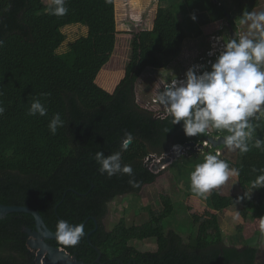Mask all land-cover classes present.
Wrapping results in <instances>:
<instances>
[{"label": "trees", "instance_id": "1", "mask_svg": "<svg viewBox=\"0 0 264 264\" xmlns=\"http://www.w3.org/2000/svg\"><path fill=\"white\" fill-rule=\"evenodd\" d=\"M186 2L194 14L204 13L206 21L227 18L232 28L240 29L230 8L219 0ZM46 5L43 0H0V103L5 107L0 115V203L38 210L54 232L58 220L75 225L90 218L76 246L48 240L87 264H126L132 259L137 264H255L258 249L224 245L220 224L222 214L239 211L243 237L259 232L264 187L253 189L252 182L259 174L253 169L264 168V150L255 147L243 155L237 150L235 163L223 158L239 170L240 193L225 195L222 184L210 192V203L187 194L186 209L198 226L190 243L175 231L165 233L166 220L175 213L168 193L159 195L160 207H145L146 220L137 215L129 225L122 218L111 230L104 224L113 199L139 195L157 182L161 174L147 162L152 154L160 156L170 146L226 134L209 129L188 137L183 122L172 124L171 117L157 116L136 102L135 86L145 70L164 69L181 52L187 36L177 15L159 7L149 29L130 31L129 61L114 69L121 33L116 0H67L68 12L59 17L49 15ZM71 24L87 26L88 34L71 43L67 52L57 53L66 39L62 29ZM34 98L41 99L46 116L28 115ZM55 113L61 114L64 126L53 135L48 123ZM251 122L257 126L255 137L264 140V117ZM126 131L133 140L121 151ZM97 151L105 155L121 151V163L132 167V176L101 174L94 159ZM130 179L139 187H132ZM93 217L98 228L88 237L96 228ZM27 228L36 230L32 214L15 212L0 219V264H36ZM152 238L155 252H142L133 244Z\"/></svg>", "mask_w": 264, "mask_h": 264}, {"label": "clouds", "instance_id": "2", "mask_svg": "<svg viewBox=\"0 0 264 264\" xmlns=\"http://www.w3.org/2000/svg\"><path fill=\"white\" fill-rule=\"evenodd\" d=\"M66 5L67 0H47L46 11L49 15L64 16L68 12ZM192 19H196L194 14ZM239 23L247 25L246 32L227 41L218 53L214 46L209 52L213 55L210 58L214 59L210 64L204 63L202 68L192 65L184 73V78H174L164 84L158 101L165 107L172 124L183 122L186 136H200L214 129L226 133L223 144L228 151L238 150L243 155L251 147L264 150V140L255 137L257 126L251 122L264 117V10L244 11ZM4 112L5 107L0 103V115ZM28 115H47L41 99L32 100ZM63 126L61 114H53L48 123L50 133L55 135ZM132 140V133L124 132L121 151L127 150ZM178 147L173 145L174 150ZM121 151L109 155L103 151L94 154L101 174L132 176V167L121 163ZM253 172L259 173L252 182L253 189L264 187V168H254ZM230 175H239V170L230 168L218 153L207 152L203 162L197 163L190 173L191 190L205 196L224 184ZM129 184L139 187L135 179H130ZM233 219H239V211ZM259 232L264 238V217L260 219ZM85 234L83 224L73 225L61 219L55 226V237L65 247L76 246Z\"/></svg>", "mask_w": 264, "mask_h": 264}, {"label": "rangeland", "instance_id": "3", "mask_svg": "<svg viewBox=\"0 0 264 264\" xmlns=\"http://www.w3.org/2000/svg\"><path fill=\"white\" fill-rule=\"evenodd\" d=\"M186 1L139 0L137 4H134L136 0H116L117 27L121 33L118 36V43L112 60V68L114 69H118L119 65H125L129 61L130 31L149 29L153 16L159 7L173 11L181 21L186 32L187 38L182 45L180 54L169 59L164 69H146L136 83V102L143 109L154 112L158 116L164 115L163 110H165V107L158 101V95L160 91H163V85L171 79L184 78L186 70L192 65H197L198 62L202 63V67L204 63L208 64V60L213 56L209 55V52L213 50L214 46L216 51H219L223 44H226L231 38L246 32L247 25L239 23L244 11L264 10V0H219L220 4L227 5L232 11L233 19L240 28L236 30L231 27L227 18L217 22L206 21V15L198 12L194 14L193 8ZM213 1L217 2L218 0ZM43 2L47 4V0H43ZM133 10L137 12V17H133ZM193 14L196 17L195 20L192 19ZM200 14H204L205 17H202ZM68 26L70 27L65 26L62 29L66 39L57 53L67 52L71 43L88 34V27L85 25L71 24ZM210 131L212 132L213 129H210ZM220 133L224 134L223 132ZM198 148L195 149L196 152L186 150L172 157L168 163L164 164L157 171L161 174L157 182L147 186L139 195L129 193L113 199L109 203V212L104 220L105 227L111 230L122 218H125L127 220L126 223L130 225L133 223V218L137 215L146 220L148 214L145 207L147 205L160 207L159 195L161 193H168L173 199L175 213L166 220L165 233L168 234L170 231H175L182 236L185 244L190 243L198 231V226L193 223L185 204L187 194L193 193L191 190L190 173L194 170L197 163L203 162L205 153H217L216 148L213 147H205L197 151ZM172 149L173 146H170L160 156L152 154L147 159L150 168L164 154L170 157ZM218 149L221 152L220 154H222L219 155L221 159L227 158L232 163L237 161V151H228L224 144L219 146ZM240 191L237 175H230L223 184V193L225 195H235L240 193ZM199 197L205 202L210 203V193ZM253 214L249 215L248 221H251ZM233 216V214L225 213L220 218L224 234V245L240 248L246 245L254 246L258 249L255 264H264V238L261 237L260 232L255 233L249 239L243 237L239 229V226H243L242 219L234 220ZM29 241L30 253L36 258L38 250L32 247L31 242H38L39 240L36 236L30 235ZM133 244L142 252H155L158 249L156 240L153 238L135 241Z\"/></svg>", "mask_w": 264, "mask_h": 264}, {"label": "water", "instance_id": "4", "mask_svg": "<svg viewBox=\"0 0 264 264\" xmlns=\"http://www.w3.org/2000/svg\"><path fill=\"white\" fill-rule=\"evenodd\" d=\"M205 141L210 143L211 147L218 148L219 146L223 145V135H220L218 137L208 135ZM195 144L196 143L194 141H190L186 143L185 145H178L179 146L178 149H175V150L172 149V152L170 153L171 155L170 157L165 154L161 156L160 159L157 160L152 165L151 170L153 172H157L160 168H162L164 164L168 163L172 157H174L177 154H181L185 152L186 150L196 151ZM198 144H199V149L197 151L204 149L206 147V144H204V142H201ZM15 212L29 213L35 217L36 230L33 231L28 228L25 229V231L28 232L29 236L34 235L39 240L38 242H31L32 247L38 250L36 258H35V263L37 264H41V263L43 264H87L84 261L79 260L75 255H70V253L64 248L56 247L49 243L48 240L56 239L55 232L52 231L47 226L43 216L38 210L30 206H26V205H6V204L0 203V219L10 213H15ZM93 219L96 223V228L88 234V237H90L91 234L94 231H96V229L98 228V220L95 217H93ZM89 220L90 218L86 219L82 224L85 225ZM29 243L30 241L28 238V246H29ZM96 249L98 250V248ZM100 258H101V254H99V257L97 258L98 263L101 262Z\"/></svg>", "mask_w": 264, "mask_h": 264}, {"label": "built area", "instance_id": "5", "mask_svg": "<svg viewBox=\"0 0 264 264\" xmlns=\"http://www.w3.org/2000/svg\"><path fill=\"white\" fill-rule=\"evenodd\" d=\"M223 45H224V44H223ZM222 48H223V46H222ZM222 48H221L220 50H222ZM218 52H219V51H217V53H218ZM210 61H214V59H211V58H210V59L208 60V64H210V63H209ZM197 65H200V66H201L202 64H201V62H198ZM201 68H202V66H201ZM157 116H158V115H157ZM162 116H167V115H166V113H164V115H162ZM217 137H218V136H217ZM195 143H196V142H195ZM204 144H206L208 147H211V144L208 143V142L205 141V140H204ZM197 147H199V144H198V143L195 144V148H197ZM198 149H199V148H198ZM217 153L220 154V151L217 150Z\"/></svg>", "mask_w": 264, "mask_h": 264}, {"label": "flooded vegetation", "instance_id": "6", "mask_svg": "<svg viewBox=\"0 0 264 264\" xmlns=\"http://www.w3.org/2000/svg\"><path fill=\"white\" fill-rule=\"evenodd\" d=\"M70 255H72V254H70ZM132 261H133V259L131 261H129V263H126V264H137L136 262H132ZM139 264H143V263L140 262Z\"/></svg>", "mask_w": 264, "mask_h": 264}, {"label": "crops", "instance_id": "7", "mask_svg": "<svg viewBox=\"0 0 264 264\" xmlns=\"http://www.w3.org/2000/svg\"><path fill=\"white\" fill-rule=\"evenodd\" d=\"M229 2V1H228ZM227 6V5H226ZM228 7V6H227ZM216 150H219V149H216ZM220 151V150H219ZM196 152V151H195ZM221 153V152H220ZM219 155H222V154H219Z\"/></svg>", "mask_w": 264, "mask_h": 264}]
</instances>
